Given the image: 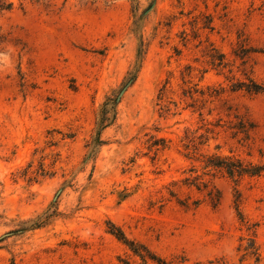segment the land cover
Returning <instances> with one entry per match:
<instances>
[{"label":"rangeland","instance_id":"obj_1","mask_svg":"<svg viewBox=\"0 0 264 264\" xmlns=\"http://www.w3.org/2000/svg\"><path fill=\"white\" fill-rule=\"evenodd\" d=\"M8 4L0 264H141L112 225L174 264H264V176L203 169L264 163V0Z\"/></svg>","mask_w":264,"mask_h":264},{"label":"trees","instance_id":"obj_2","mask_svg":"<svg viewBox=\"0 0 264 264\" xmlns=\"http://www.w3.org/2000/svg\"><path fill=\"white\" fill-rule=\"evenodd\" d=\"M10 5H0V11H7L10 9ZM129 78L125 81L123 88L121 91L116 94L113 98H106V100L101 105L99 111V118L97 122V136L96 142L100 143V132L103 128L107 127L112 123L115 116V109L118 104V97L119 94L126 89L130 84L133 83L135 79V74L130 73ZM245 91L251 94H264V84H255L254 82L250 81L249 86H245ZM238 129L245 133L247 130L244 124H240ZM203 169L208 171H216V172H223L227 177L231 179H241L243 177H260L264 176V163L262 164H244L243 161L240 159H236L233 157H221V156H209L203 162ZM198 187V186H196ZM204 189L207 188V185L203 184ZM199 189V188H197ZM207 195L210 197L211 201L216 205L219 201V194H213V191H208ZM213 196L215 199H213ZM41 222L33 223L31 227L38 228ZM110 233L116 237L127 249L128 251L136 258H138L141 264H174L171 261H168L155 253L151 252L147 249L144 245L138 244L134 241L129 240L124 233L114 225L110 229ZM1 242V240H0ZM251 250V254L256 255L258 249L254 247V245L248 248ZM126 264V263H124Z\"/></svg>","mask_w":264,"mask_h":264},{"label":"water","instance_id":"obj_3","mask_svg":"<svg viewBox=\"0 0 264 264\" xmlns=\"http://www.w3.org/2000/svg\"><path fill=\"white\" fill-rule=\"evenodd\" d=\"M125 90V89H124ZM124 90L119 94V97H118V99H120V97L122 96V94H123V92H124Z\"/></svg>","mask_w":264,"mask_h":264}]
</instances>
